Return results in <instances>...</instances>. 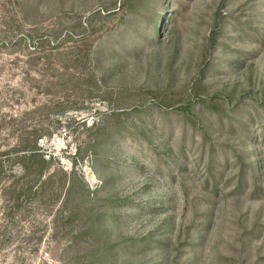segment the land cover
Instances as JSON below:
<instances>
[{"label":"rangeland","instance_id":"obj_1","mask_svg":"<svg viewBox=\"0 0 264 264\" xmlns=\"http://www.w3.org/2000/svg\"><path fill=\"white\" fill-rule=\"evenodd\" d=\"M0 264H264V0H0Z\"/></svg>","mask_w":264,"mask_h":264}]
</instances>
